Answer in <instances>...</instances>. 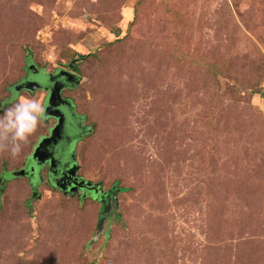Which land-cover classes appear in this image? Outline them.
I'll use <instances>...</instances> for the list:
<instances>
[{
  "label": "rangeland",
  "instance_id": "obj_1",
  "mask_svg": "<svg viewBox=\"0 0 264 264\" xmlns=\"http://www.w3.org/2000/svg\"><path fill=\"white\" fill-rule=\"evenodd\" d=\"M23 98L45 109L26 142ZM63 98L107 216L47 167L12 175ZM2 178L0 264H264V0H0Z\"/></svg>",
  "mask_w": 264,
  "mask_h": 264
},
{
  "label": "water",
  "instance_id": "obj_2",
  "mask_svg": "<svg viewBox=\"0 0 264 264\" xmlns=\"http://www.w3.org/2000/svg\"><path fill=\"white\" fill-rule=\"evenodd\" d=\"M68 67L73 70L74 65L70 63ZM82 78L79 75H75V80L66 86L63 89H75L81 82ZM49 116H44L47 118H54L58 120L57 128L54 132L53 137L41 148L36 150L32 155V161L36 166H42L45 164H50V182L56 187H59L61 190H65V185L60 184V181H63V177L58 179V172H61L65 168V161L73 162L75 160V154L71 151V143L79 142L83 137L91 132V129L87 128L84 124L85 119L80 116L76 107L73 106V101L68 98H63L59 106L54 105V107H49ZM33 171V168L30 170H21L19 172L12 173L13 177L26 176ZM78 171L77 166H73L67 170L63 175L71 179L74 188L70 190L73 192L78 188H90L98 192V189L95 186L85 180H73L72 177L76 175ZM40 172V171H39ZM57 175V176H56ZM39 176V173L36 170L35 178ZM66 179V178H65ZM114 201L116 202V196L114 194ZM104 205V201H102Z\"/></svg>",
  "mask_w": 264,
  "mask_h": 264
},
{
  "label": "flooded vegetation",
  "instance_id": "obj_3",
  "mask_svg": "<svg viewBox=\"0 0 264 264\" xmlns=\"http://www.w3.org/2000/svg\"><path fill=\"white\" fill-rule=\"evenodd\" d=\"M74 73H76V71H74V70H72ZM77 74V73H76ZM78 75V74H77ZM65 90V89H64ZM73 106H74V103H73ZM54 119V118H53ZM47 120V119H46ZM55 120V126L54 127H52V128H55L57 125H58V120L57 119H54ZM84 124H85V122H84ZM87 128H89V129H91L89 126H87V125H85ZM51 128V129H52ZM91 132H92V130H91ZM90 132V133H91ZM89 133V134H90ZM88 135V134H87ZM87 135H85V136H87ZM84 136V137H85ZM45 136H43V137H41V138H44ZM83 137V138H84ZM41 138L39 139V141H38V143L40 142V140H41ZM38 143L36 144V146L38 145ZM76 143H78V142H72L71 143V151L72 152H74V149H75V146H76ZM35 146V147H36ZM34 147V148H35ZM33 153H34V149H33ZM33 153L29 156V158H31L32 157V155H33ZM75 154V153H74ZM29 158H28V161H29ZM35 165V166H34ZM77 166L78 167V165H77V163H76V156H75V160L73 161V162H69V161H65V168L61 171V172H58V179L60 178V177H63L64 179H63V181L61 182L60 181V184H62V185H65V187H66V189L65 190H61L59 187H56L55 185H53L52 184V182H50V164L48 163V164H45V165H42L41 166V168H40V171H41V169H43L44 167H47V181L50 183V185L53 187V188H56V189H59L60 191H62L63 193H69L70 192V190L72 189V188H74V186H73V184H71V182H72V180L71 179H69V178H67L66 176L67 175H63V173H65L67 170H69L70 168H72L73 166ZM31 166H33V167H31ZM37 167L38 166H36V164L35 163H33V162H31V161H29V166H28V169L30 170V168L32 169L33 168V171L30 173V174H28V175H30V176H32V177H34L35 176V173H36V170H37ZM57 176V175H56ZM66 178V179H65ZM73 178V180H78V181H80V180H84V179H82L81 177H78L77 176V173H76V175L74 176V177H72ZM86 181V180H85ZM89 182V181H88ZM91 183V182H90ZM92 184V183H91ZM92 186H95L97 189H98V192L97 193H95V191L93 190V189H91V187L90 188H78L77 190H75L76 192H79L80 194H81V196L83 197V198H87V197H93V198H95V199H97V201H99L100 202V205L101 206H104V207H102V208H105L106 209V211L107 212H105V214H104V216L106 215L107 216V214L109 213V210H111V208L113 207V204H114V191L116 190L115 188H113V190H111V191H109V192H105V193H102V191H101V189H100V187L98 186V185H94V184H92ZM102 201H104V205H102Z\"/></svg>",
  "mask_w": 264,
  "mask_h": 264
},
{
  "label": "clouds",
  "instance_id": "obj_4",
  "mask_svg": "<svg viewBox=\"0 0 264 264\" xmlns=\"http://www.w3.org/2000/svg\"><path fill=\"white\" fill-rule=\"evenodd\" d=\"M45 109L41 102L31 98H23L14 114L13 127L16 130V137L26 142L36 129L39 120L43 117ZM20 146L12 149L11 154L15 156L20 152Z\"/></svg>",
  "mask_w": 264,
  "mask_h": 264
},
{
  "label": "trees",
  "instance_id": "obj_5",
  "mask_svg": "<svg viewBox=\"0 0 264 264\" xmlns=\"http://www.w3.org/2000/svg\"><path fill=\"white\" fill-rule=\"evenodd\" d=\"M82 57H81V59H84V58H86V57H88L89 55H81ZM91 56V55H90ZM24 70H25V67H24ZM74 70H77V68L74 66ZM4 178H2V180H1V182H3V184H1L0 185V187H1V189L5 186V183H4ZM0 189V190H1ZM114 191V190H113ZM116 191V190H115Z\"/></svg>",
  "mask_w": 264,
  "mask_h": 264
}]
</instances>
